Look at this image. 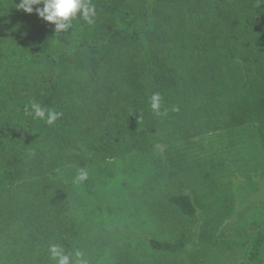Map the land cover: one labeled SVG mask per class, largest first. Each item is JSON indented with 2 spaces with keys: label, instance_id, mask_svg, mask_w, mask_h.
<instances>
[{
  "label": "trees",
  "instance_id": "16d2710c",
  "mask_svg": "<svg viewBox=\"0 0 264 264\" xmlns=\"http://www.w3.org/2000/svg\"><path fill=\"white\" fill-rule=\"evenodd\" d=\"M55 26L0 0V53H43L47 73L0 98V228L11 264H55L48 248L73 253L74 218L62 168L119 160L160 140L173 144L253 122L264 156V0H88ZM161 97V115L150 107ZM32 103L61 113L51 126ZM171 204L187 217L188 196ZM264 229L248 259L262 264ZM182 250L181 240L153 243Z\"/></svg>",
  "mask_w": 264,
  "mask_h": 264
},
{
  "label": "rangeland",
  "instance_id": "374dc122",
  "mask_svg": "<svg viewBox=\"0 0 264 264\" xmlns=\"http://www.w3.org/2000/svg\"><path fill=\"white\" fill-rule=\"evenodd\" d=\"M47 73L43 53H0V98L31 88ZM88 173L73 183L78 170ZM74 218L72 249L89 264H253L257 230L264 229V156L256 125L151 147L119 160L62 168ZM188 196L193 217L171 204ZM0 228V264H11L12 242ZM183 241L178 252L153 243ZM264 264V245L261 249Z\"/></svg>",
  "mask_w": 264,
  "mask_h": 264
},
{
  "label": "clouds",
  "instance_id": "9594fccd",
  "mask_svg": "<svg viewBox=\"0 0 264 264\" xmlns=\"http://www.w3.org/2000/svg\"><path fill=\"white\" fill-rule=\"evenodd\" d=\"M41 4L43 5L42 8H35L36 15L44 21L53 24L57 34L71 29L72 21L78 15L89 25L94 23L95 9L88 0H20V3L16 7L22 9L25 13L31 14L34 6ZM160 102L161 97L159 93H154L150 98V107L156 115L162 114L159 111ZM29 115L33 119L43 120L47 125L51 126L59 119L61 113L32 103ZM87 179V171L80 169L74 177L73 183H83ZM48 252L55 264H89V261L85 258V253L79 249L73 253H66L63 247L51 244Z\"/></svg>",
  "mask_w": 264,
  "mask_h": 264
}]
</instances>
